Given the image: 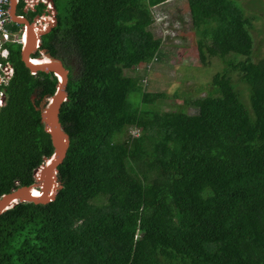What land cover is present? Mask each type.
Listing matches in <instances>:
<instances>
[{"label":"trees","instance_id":"trees-1","mask_svg":"<svg viewBox=\"0 0 264 264\" xmlns=\"http://www.w3.org/2000/svg\"><path fill=\"white\" fill-rule=\"evenodd\" d=\"M53 1L57 26L41 37L42 49L53 58L72 50L81 64L59 112L70 139L58 170L62 188L47 205L19 204L0 216V264H264V58L254 62L256 17L231 0H184L199 62L216 58L224 69L205 97L166 112L153 102L164 94L143 93L123 75L161 59L168 37H154L150 7L166 0ZM175 21L170 27L180 36ZM5 47L14 76L0 111V197L32 185L33 171L51 156L35 107L56 85L51 74L30 75L19 45ZM131 94L140 97L136 107ZM130 127L142 130L138 139H123Z\"/></svg>","mask_w":264,"mask_h":264},{"label":"rangeland","instance_id":"rangeland-1","mask_svg":"<svg viewBox=\"0 0 264 264\" xmlns=\"http://www.w3.org/2000/svg\"><path fill=\"white\" fill-rule=\"evenodd\" d=\"M231 1L250 20L256 17V21H254L255 29L251 34L254 42V62H257L259 59L264 58V0ZM167 11H169L173 19L182 22V29L179 36L180 40L178 42L180 45H174L168 38L167 43L164 44L162 50H160V53L162 52V57L158 63L154 64L148 72L139 73L141 76H143V74L147 76L149 81L147 86L141 84L140 77L137 72L132 69L125 70L123 75L124 77L136 78L142 87L143 93L151 95L164 94L165 97L162 100L158 99L153 102L157 109L171 112L176 110L175 106H181L185 98H194L197 96L205 97L206 91L204 89H207L213 76L217 73H221L224 67L221 61L216 58L209 59L205 64L199 62L198 51L195 46V39H197V37L188 35L190 23L181 15L184 14L187 16V12H189L184 0H168L159 7V13L158 15L155 14L154 24L151 28L155 38H162L161 26L156 25V16L159 17L160 13L162 14ZM70 54L72 53L60 52L59 57L67 62L68 65H70L71 62L75 65V62L71 61L75 60V54L70 56L67 60ZM230 76L232 82L236 84V88L241 91V102L248 105L245 85L239 82L237 73H232ZM197 91H199V94ZM139 99L140 97L138 94H131L128 98V103L136 107ZM187 113L190 115L194 112L188 109ZM126 136L127 133L123 136L124 140L127 139Z\"/></svg>","mask_w":264,"mask_h":264},{"label":"water","instance_id":"water-1","mask_svg":"<svg viewBox=\"0 0 264 264\" xmlns=\"http://www.w3.org/2000/svg\"><path fill=\"white\" fill-rule=\"evenodd\" d=\"M38 1L41 0H37L38 5H43ZM44 6L48 16L43 15L31 24L18 21L26 27L22 35L23 42L20 45V57L31 74L39 72L51 74L56 80L53 95L43 100L35 108L38 111L44 132L50 137L53 152L33 171L32 185L18 187L9 194L0 197V216L19 204L47 205L55 200L62 188L58 179V170L65 160L70 139L59 123V112L62 104L68 100V71L63 68L62 62L50 57L47 51L41 49L39 43L41 37L49 34L57 26V11L53 0H45ZM34 54H40L41 57L32 59L31 56ZM34 100L35 97L32 96V103Z\"/></svg>","mask_w":264,"mask_h":264},{"label":"built area","instance_id":"built-area-1","mask_svg":"<svg viewBox=\"0 0 264 264\" xmlns=\"http://www.w3.org/2000/svg\"><path fill=\"white\" fill-rule=\"evenodd\" d=\"M33 1V0H31ZM173 1V0H169ZM162 6V5H161ZM7 7H8V0H0V57H5L7 52L3 50L4 45L6 44H16V45H21L23 42V37L22 35L24 34L26 27L24 26L23 30L19 33L15 32L12 28L13 26L10 24L9 18H8V13H7ZM159 13V5L152 7L151 9V14L153 18L155 17V14L158 15ZM165 17L168 18L167 12L165 13H160L159 17ZM159 17L156 16V21L157 23L159 22ZM158 25V24H156ZM165 24L162 22L161 18V37L162 39H165V31L162 30ZM157 61V58L154 57L152 62L148 64L147 66H141V67H136V71H140L143 69H146L148 72L154 62ZM14 75V69L13 66L10 62H1L0 61V83H3L4 85L8 84V81L13 77ZM147 81L146 79L143 80V83L145 84ZM2 92H0V97L2 96Z\"/></svg>","mask_w":264,"mask_h":264},{"label":"flooded vegetation","instance_id":"flooded-vegetation-1","mask_svg":"<svg viewBox=\"0 0 264 264\" xmlns=\"http://www.w3.org/2000/svg\"><path fill=\"white\" fill-rule=\"evenodd\" d=\"M15 5H16V9L18 11V14L16 13L14 16L12 15V12H10V0H8V7H7V13H8V18H9V21H10V24L11 25H14L16 29L15 32L19 33L23 30L24 28V24L22 23H19L18 21H25L26 23H32L33 21L32 20H29L30 19V16L29 15L30 13H32L31 9L28 7V2H30L31 0H12ZM18 6L20 7V9L18 8ZM39 11H37L39 13V16H48V14H45L43 12V9L42 7H39L38 8ZM35 15V14H34ZM40 16V17H41ZM57 17V16H56ZM32 21V22H31ZM40 45H41V49H42V42H41V39L39 41ZM44 50V49H42ZM60 52H68L66 48H60L58 50V54L57 56L54 58V59H58L60 62H62V66L63 68L68 71V80L70 77H72L73 79L78 77L79 74H80V71H81V64H80V59L78 57V55L76 54V52H73L71 50V53L67 60L69 59L70 56L74 55L75 54V60H71V61H74L75 62V65L71 62L70 65H68L67 62H65L63 59H61L59 57V53ZM47 54L52 57L48 52ZM41 56L40 54H34L31 56V58L33 59H39ZM53 58V57H52ZM74 65V66H73ZM36 77V76H35ZM35 101V100H34ZM34 104V103H33Z\"/></svg>","mask_w":264,"mask_h":264},{"label":"clouds","instance_id":"clouds-1","mask_svg":"<svg viewBox=\"0 0 264 264\" xmlns=\"http://www.w3.org/2000/svg\"><path fill=\"white\" fill-rule=\"evenodd\" d=\"M166 1H168V0H166ZM155 6H157V5H155ZM161 6V4H159V7ZM152 7H154V6H151L150 7V12H151V9H152ZM45 13V12H44ZM46 14V13H45ZM151 16H152V14H151ZM42 17V16H41ZM152 18H153V16H152ZM161 18H162V22H163V24H165V26L163 27V29L162 30H164L166 33H165V36H166V38L168 37L169 38V40L170 41H172V43L174 44V45H180L178 42H179V36H178V34H177V32H176V30H174V29H172L170 26H175V25H177V22L175 21V19H172V20H169V18H165V17H159V22L157 23L158 25H160L161 26ZM153 20H154V18H153ZM31 24V23H30ZM55 29V28H54ZM179 29V28H178ZM175 42V43H174ZM6 45H4V47H3V50L4 51H6L7 52V54H6V56L3 58V57H0V61L1 62H10L9 61V50L7 49V47H5ZM20 46V45H19ZM21 47V46H20ZM0 51H1V49H0ZM154 57H156L157 58V61L156 62H154L153 64H152V66H151V68L153 67V65L154 64H156V63H158V56L157 55H154ZM153 57V58H154ZM33 59V58H32ZM58 60V59H57ZM153 60V59H152ZM152 60H151V62H152ZM150 62V63H151ZM11 63V62H10ZM150 63H147V64H140V65H137V66H135V67H133L132 68V70H134V71H136L135 70V68L136 67H141V66H147L148 64H150ZM150 68V69H151ZM14 69V68H13ZM137 72V74H138V76L140 77L139 79H140V82H141V84L143 85V86H147V84H148V78H147V76L145 75V74H143V76H141V75H139V73H141V72H143V73H145V72H147L146 71V69H143V70H140V71H136ZM30 73V72H29ZM39 73H41V72H39ZM38 74V73H37ZM37 74H31L30 73V75L31 76H36ZM46 75H49V74H46ZM14 76V75H13ZM12 79V78H11ZM10 79V80H11ZM144 79H146V83L144 84L143 83V80ZM9 80V81H10ZM9 81H8V83H9ZM68 82H69V80H68ZM8 85V84H7ZM7 85H4L3 83H0V92H2V96L0 97V111H1V109L5 106V102H6V93H5V91H4V88L5 87H7ZM35 97V96H34ZM49 98V97H48ZM47 99V98H46ZM45 100V99H44ZM43 101V100H42ZM41 101V102H42ZM39 106V105H38ZM37 106V107H38ZM36 108V107H35ZM38 112V111H37ZM128 132H126L127 133V141H132V140H135V139H138L140 136H141V134H142V130L141 129H137V128H135V127H130V128H128V130H127ZM136 135V136H135Z\"/></svg>","mask_w":264,"mask_h":264},{"label":"crops","instance_id":"crops-1","mask_svg":"<svg viewBox=\"0 0 264 264\" xmlns=\"http://www.w3.org/2000/svg\"><path fill=\"white\" fill-rule=\"evenodd\" d=\"M44 2H45V0H41V1H38V3H43V5H38L37 4V0H33V1H30V2H28V7L31 9V11H32V13H30L29 15H31V14H35V15H33V16H30V19L29 20H32V21H35L37 18H40V16H39V13L37 12V11H39V7L40 6H42V9H43V12H45L46 11V8H45V6H44ZM53 3H54V1H53ZM18 8L20 9V7L18 6ZM21 10V9H20ZM10 12H12V15L14 16L16 13L18 14V11H17V9H16V5H15V3L12 1V0H10ZM31 21V22H32ZM13 27H14V25H12Z\"/></svg>","mask_w":264,"mask_h":264}]
</instances>
